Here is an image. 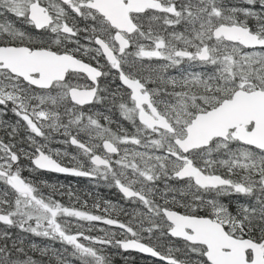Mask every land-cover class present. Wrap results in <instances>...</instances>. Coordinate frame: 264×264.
<instances>
[{
  "label": "snow or ice",
  "instance_id": "1",
  "mask_svg": "<svg viewBox=\"0 0 264 264\" xmlns=\"http://www.w3.org/2000/svg\"><path fill=\"white\" fill-rule=\"evenodd\" d=\"M113 249L264 264V0H0V264Z\"/></svg>",
  "mask_w": 264,
  "mask_h": 264
},
{
  "label": "trees",
  "instance_id": "2",
  "mask_svg": "<svg viewBox=\"0 0 264 264\" xmlns=\"http://www.w3.org/2000/svg\"><path fill=\"white\" fill-rule=\"evenodd\" d=\"M39 178L40 179H44L47 180L49 183H54V184H62L65 186V188H69L72 190V192L76 195H78L81 200H87L88 201V205H89V210H93L91 209V205L94 199H97L100 195V192L104 191H108L109 193L113 192V195H109L106 194V198L110 197H114L115 199L120 197L116 195V190L115 189H110L107 190L106 188H101L100 187H96L94 186V182H88L87 179H79L77 184L71 183L69 184V177H63V176H59V175H51V174H45V173H40L39 174ZM108 188V187H107ZM45 192L48 191V189H44ZM90 194V195H89ZM66 199L69 198L67 195L64 196H57L56 199ZM73 201H75L74 198H72ZM76 203V202H75ZM75 205L80 206V204L76 203ZM30 239L34 240L35 242L39 241L40 245L43 246L45 244H51L50 241H47L43 238H37V237H30ZM56 248H60V245L57 243L55 245H53ZM121 254V256L125 257V258H119V257H112L113 259V264H152L150 262H147L146 258L140 259V260H135L134 258L136 257V254H125L123 252H119ZM37 258H38V254H37ZM45 261H47V258H45ZM47 263V262H45ZM159 264H162L159 262Z\"/></svg>",
  "mask_w": 264,
  "mask_h": 264
},
{
  "label": "rangeland",
  "instance_id": "3",
  "mask_svg": "<svg viewBox=\"0 0 264 264\" xmlns=\"http://www.w3.org/2000/svg\"><path fill=\"white\" fill-rule=\"evenodd\" d=\"M114 119V118H113ZM103 122V121H102ZM123 123H124V126L125 127H128V124H126V121H123ZM113 127H115V125H113ZM54 147H59V145H54ZM68 151L69 152H71V153H73V154H76V150L74 149V148H69L68 149ZM65 163H68V161L67 160H65ZM69 166H72L71 164H69ZM24 175L25 176H28L29 174H28V172H25L24 173ZM35 175V174H34ZM69 188H70V186H69ZM101 188H106L107 190H109L110 188H107L106 186H103V185H101ZM110 191H111V189H110ZM112 192V191H111ZM106 194H109V195H113V192L112 193H109L108 191H106V192H104V191H102V192H100V195H99V199L100 200H110L113 204H123L124 202L120 199V197H118V200H116L114 197H108V198H106L105 196H106ZM116 195L117 196H120V194L116 191ZM58 200H60L63 204H65L66 206H75V207H77V208H79L80 206H78V205H75L76 203H75V201H73L72 199H70V198H66V199H58ZM93 211H96V210H93ZM96 214H101L99 211H96ZM120 219L121 220H127V217H124V216H120ZM102 226V225H101ZM93 234H96V233H93ZM37 244H39L40 245V242L39 241H37L36 242ZM111 253H112V257H119V258H125V257H123V256H121V254L120 253H117V250H115V249H113V250H111ZM143 258L144 257H142V256H140V255H136V257L134 258L136 261L137 260H140V259H142L143 260ZM147 259V258H146ZM147 262H150V263H152V264H159V261H156V260H152V259H147L146 260ZM45 262H47V261H45ZM45 264H47V263H45Z\"/></svg>",
  "mask_w": 264,
  "mask_h": 264
},
{
  "label": "water",
  "instance_id": "4",
  "mask_svg": "<svg viewBox=\"0 0 264 264\" xmlns=\"http://www.w3.org/2000/svg\"><path fill=\"white\" fill-rule=\"evenodd\" d=\"M61 175H65V174H61ZM125 253H135V254H138V255H141V256H144V257H147V258H152V257H149V256H147L145 254H141V253H138V252H135V251H129V252H125ZM152 259H155L156 260V258H152Z\"/></svg>",
  "mask_w": 264,
  "mask_h": 264
},
{
  "label": "flooded vegetation",
  "instance_id": "5",
  "mask_svg": "<svg viewBox=\"0 0 264 264\" xmlns=\"http://www.w3.org/2000/svg\"><path fill=\"white\" fill-rule=\"evenodd\" d=\"M18 26H19V25H18ZM116 83H118V81H117ZM112 87L115 88V84H113ZM113 118H114V119H120V118H119V115L116 114V113L113 114ZM102 123H103V122H102ZM126 124H128V123L126 122ZM116 200H118V198H116Z\"/></svg>",
  "mask_w": 264,
  "mask_h": 264
}]
</instances>
